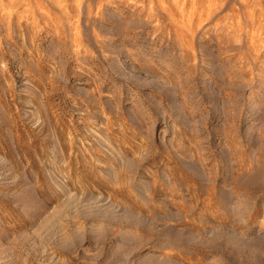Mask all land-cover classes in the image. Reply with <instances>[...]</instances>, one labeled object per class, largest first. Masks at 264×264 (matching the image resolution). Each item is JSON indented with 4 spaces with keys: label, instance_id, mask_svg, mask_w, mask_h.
<instances>
[{
    "label": "rangeland",
    "instance_id": "rangeland-1",
    "mask_svg": "<svg viewBox=\"0 0 264 264\" xmlns=\"http://www.w3.org/2000/svg\"><path fill=\"white\" fill-rule=\"evenodd\" d=\"M0 264H264V0H0Z\"/></svg>",
    "mask_w": 264,
    "mask_h": 264
}]
</instances>
